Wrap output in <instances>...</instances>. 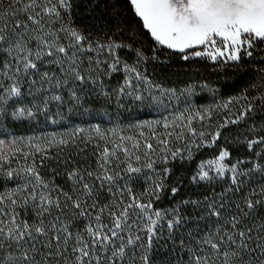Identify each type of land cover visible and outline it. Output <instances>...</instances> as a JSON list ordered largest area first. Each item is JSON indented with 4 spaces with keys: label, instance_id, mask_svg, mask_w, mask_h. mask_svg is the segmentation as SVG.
Masks as SVG:
<instances>
[{
    "label": "snow or ice",
    "instance_id": "6c2138e0",
    "mask_svg": "<svg viewBox=\"0 0 264 264\" xmlns=\"http://www.w3.org/2000/svg\"><path fill=\"white\" fill-rule=\"evenodd\" d=\"M0 264H264V0H0Z\"/></svg>",
    "mask_w": 264,
    "mask_h": 264
},
{
    "label": "trees",
    "instance_id": "16d2710c",
    "mask_svg": "<svg viewBox=\"0 0 264 264\" xmlns=\"http://www.w3.org/2000/svg\"><path fill=\"white\" fill-rule=\"evenodd\" d=\"M101 15L102 10L96 9V16L100 17ZM128 15L130 16L131 13L129 12ZM78 22L87 24L90 21L88 16H83ZM161 52L164 53L161 55V59L163 60L167 56V63L163 66L151 64L149 72L154 73L156 80L165 86H178L183 88L186 85H191L193 82H207L212 86L215 94L213 91L207 89L203 91L198 90V95L205 104L226 101L230 97H236L244 93L245 89L248 90V94H251L255 89L250 88L249 85L254 81L259 82L257 76L258 69L255 68L247 73H241L235 71L230 66L214 67L208 61L185 63L175 54L168 53L166 50H161ZM189 64L193 66L190 67ZM211 151V149H205L200 155L204 156ZM163 203L167 205L166 200Z\"/></svg>",
    "mask_w": 264,
    "mask_h": 264
},
{
    "label": "rangeland",
    "instance_id": "374dc122",
    "mask_svg": "<svg viewBox=\"0 0 264 264\" xmlns=\"http://www.w3.org/2000/svg\"><path fill=\"white\" fill-rule=\"evenodd\" d=\"M235 110V109H234ZM237 127H239V126H237Z\"/></svg>",
    "mask_w": 264,
    "mask_h": 264
}]
</instances>
